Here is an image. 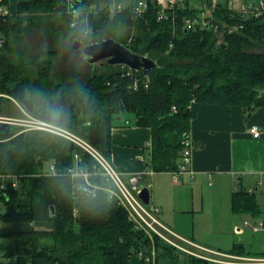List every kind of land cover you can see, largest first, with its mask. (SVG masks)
<instances>
[{"label": "trees", "instance_id": "obj_1", "mask_svg": "<svg viewBox=\"0 0 264 264\" xmlns=\"http://www.w3.org/2000/svg\"><path fill=\"white\" fill-rule=\"evenodd\" d=\"M123 1L73 0L65 5L61 0H26L19 2L17 13L0 15V31L5 35L14 27L15 17L63 12L69 30L88 43L102 41L119 26L132 25L139 34L122 42L158 62L156 69L130 74L127 66L108 64L110 71L93 72L85 79L73 68L72 79L58 82L49 58L54 52L37 54L32 68L21 71L4 53V40V49L0 46V114L5 101H15L33 117L86 140L96 131L95 147L111 160L114 118L134 113V124L151 129L146 167L173 172L180 167L183 140L190 139L191 121L197 115L193 103L239 105L245 118L264 106V13L244 17L215 6L206 16L210 27L197 24L187 29L186 19L201 17V11L190 8L187 0L166 8L162 18L158 0H146L147 8L140 14L134 10V0L119 12H110L113 2ZM40 95L48 96L43 104ZM75 166L100 167L91 154L64 136L0 122V176L6 184L0 237H20V255L31 257L30 264H128L133 254L152 259L154 249L153 264H210L205 257L183 253L158 234L150 237L137 228L125 207L105 189L104 178L91 177L99 187L90 191L83 177L72 175ZM11 174L17 175L16 186L7 177ZM36 201L44 205L45 217L52 224L49 229L4 232L3 223L33 222ZM231 206L236 214L264 217L256 190L235 189ZM42 237H52L54 243L42 246ZM228 253L245 256L247 250L243 243H235ZM260 253L254 256L264 257V250Z\"/></svg>", "mask_w": 264, "mask_h": 264}, {"label": "crops", "instance_id": "obj_2", "mask_svg": "<svg viewBox=\"0 0 264 264\" xmlns=\"http://www.w3.org/2000/svg\"><path fill=\"white\" fill-rule=\"evenodd\" d=\"M21 1L26 0H7V12L10 15L17 13L18 5ZM61 1L65 5L73 2V0ZM129 1L124 0L123 4L126 5ZM257 1L187 0V3L190 8L201 11L200 16L205 17L211 14L215 6L240 11L247 5ZM191 107L197 112L196 117L191 121L189 131L192 150L191 169L193 170V174H184H188L195 181L209 180L211 187L219 185L220 187L225 186L229 188L234 185L233 191L238 189L237 183H240L241 187L248 190L253 187L257 192L261 191V197H264V184L257 187V182L260 179L264 181V106L259 107L247 118L244 116L243 108L239 105L195 102ZM253 124H257L262 129V133L258 137H255L249 130ZM151 136V129L149 127L138 126L130 118L126 119L123 124L114 125L111 137V161L113 165L127 179L133 174H142L140 185L143 187L150 183L149 189L151 188L152 205L159 209L158 217L169 230L176 233L187 243L192 242L196 250L199 247L212 250L215 253L219 252L231 258L230 260H225L205 255L210 264H245L241 260L242 255L209 249V247L202 245L199 241L197 242L195 238L188 237L179 231L182 230L183 225H186V223H180L178 220H175L169 212L171 211L173 214H177L178 212L190 214V212L196 210L203 212L205 208L204 197L202 195L200 207L198 209L193 207L192 211L183 208L184 202L179 205L181 203L179 202V196L174 194L173 189L180 186L179 179L182 175L175 180L173 172H154L146 167L145 161L149 155L148 147L151 144ZM146 149H148L147 155ZM247 182L248 185L246 186ZM194 198L192 197V199ZM254 218L253 220L246 218L244 222L246 220L252 223H255L257 220L264 221V217ZM194 220L193 226L195 229L196 221ZM244 222L242 225L236 223L235 226H243ZM29 229L31 228H3L4 232ZM0 239L6 240L0 242V264L31 263V257L20 255L22 247L20 237L2 235ZM53 243L54 239L52 237H42L39 239V244L42 246H50ZM11 251L14 253L12 256L6 255L7 252ZM128 264L153 263L147 255L139 253L131 255Z\"/></svg>", "mask_w": 264, "mask_h": 264}, {"label": "rangeland", "instance_id": "obj_3", "mask_svg": "<svg viewBox=\"0 0 264 264\" xmlns=\"http://www.w3.org/2000/svg\"><path fill=\"white\" fill-rule=\"evenodd\" d=\"M73 12L77 14L80 11L73 10ZM84 12H87V10ZM13 23L14 27H12V29L4 33L5 35L2 33L3 40L7 41V46L4 49L6 44V41H4L1 47L4 49V53L8 56L9 60L19 68L18 70L23 71L27 68H32V59L34 56L42 54L45 51H50L54 52L49 58L52 59L54 64L53 77L55 81L66 82L72 79L73 68L78 69L83 75V79L93 72L103 73L110 71V67L106 61L103 63H90L86 59L82 49L73 48L75 39L82 40L83 44H88V42L86 39L80 38L74 31L69 30L68 22L63 12L54 14L34 13L32 15H27V17L23 19L15 17L13 18ZM138 34L139 30L136 27L132 25H122L107 34L105 38L114 37L119 41H131ZM218 36L219 40H221L222 34L219 33ZM44 58L45 56H43V59ZM38 100L40 104H43L48 100V96L40 95L38 96ZM0 115L6 117L11 122H17L22 128L36 125L34 117L15 101L14 103L5 101L4 112ZM129 118L134 121V113L125 112L118 114L114 118V125L123 124L126 119ZM147 154L148 149H146V155ZM121 176L125 182H128L125 176ZM182 176L183 178H181ZM182 176L179 179L180 186L173 189L175 192L174 194L179 196V202H181L179 205L184 202V209H189L191 211L193 207L198 209L201 205L200 203L203 195L205 208L203 212L196 210L190 212V214L181 212L173 214L170 211L169 213L175 220H178L180 223H186V225H183L182 230L179 231L188 237L195 238L197 242L199 241L202 245L209 247V249L216 251L221 250L227 253L232 251L235 243H243L247 253L242 257H262L254 255H260V252L264 250V230L256 232L252 230L251 227H245L242 233L235 232L236 223L242 225L244 219L253 220V217L247 214H236L232 211L231 199L234 185L229 188L225 186L220 187L219 185L211 187L209 180L195 181L188 176V174ZM182 181H184V183H182ZM247 185L248 182L246 186ZM241 186L240 183H237L238 188ZM260 192H258V196L264 206V197H261L262 195ZM192 197L195 198L192 199ZM148 205L153 206L152 199ZM193 219L196 221L195 229L193 226ZM50 225L52 226L51 222L46 219L44 214L43 203L41 201H36L35 219L33 222H6L2 224V228L49 229ZM165 233L179 244L182 243L184 246H190L191 250L195 252V254L187 253L161 237L165 242L173 245L177 250L183 253L195 256H198L196 254H204V256L210 255L225 260L231 259L219 252L215 253L212 250L196 247L200 251L199 252L195 249V246L187 243V241L183 239L180 240L174 233L169 231H165ZM149 236L153 237V235ZM4 241L6 240L0 239V242ZM152 259H155V249L152 253ZM152 259L151 261L153 262Z\"/></svg>", "mask_w": 264, "mask_h": 264}, {"label": "built area", "instance_id": "obj_4", "mask_svg": "<svg viewBox=\"0 0 264 264\" xmlns=\"http://www.w3.org/2000/svg\"><path fill=\"white\" fill-rule=\"evenodd\" d=\"M159 4L161 5V9L159 11L160 18L165 16L166 14V8L173 7L178 3V0H158ZM124 4L122 2H113V4L110 6V12L116 13L123 9ZM147 8V2L146 0H135L134 2V10L136 13L140 14ZM240 14L245 16L255 15L259 16L264 13V0H258L255 3H251L244 7L242 10L238 11ZM6 4L0 0V15L7 14ZM75 22L72 23L74 25ZM197 24H200L202 26H208L210 27V21L206 19L205 17H198V18H188L186 19V28H195ZM232 29V28H230ZM4 40L2 37V32L0 31V46L3 44ZM123 68L126 65H121ZM128 67V66H127ZM128 74L131 73L133 69L128 67ZM174 110H176V107H173ZM34 120H36L35 124L30 127H25L24 130L28 129H44L51 131L53 133L59 134L61 136H64L65 138L75 142L77 145H79L82 149L87 151L89 154L92 155V157L96 160L97 164L100 166L99 169L89 170L87 168L75 166L72 169V175L73 176H80L83 177L85 180V188L88 189L86 186H90L88 190L95 191L96 188L99 187L98 184H93L91 182V177L94 176H102L106 182L105 189L110 193L111 196H114L118 199L120 204H122L126 211L128 212L129 218L135 223V226L139 229H143L146 233L149 235L158 234L160 237L164 238L165 240L169 241L170 243L176 245L178 248L182 249L183 251L187 253H193L190 246H187L182 243H178L175 240H172L169 236H167L166 232H172L169 230L165 225L162 224L158 217L159 209L155 206H149L148 204H145L143 200L140 198V192L143 188V186L140 185V178L142 177V174H133L128 179V182H125L122 178V174L116 169V167L113 165L112 161L105 157L96 147L94 144L91 143V141L86 140L79 135L71 132L70 130L63 128L61 126L42 121L40 119H37L34 117ZM0 122L3 123H10L15 125H20L17 122H11L6 117L0 115ZM21 126V125H20ZM250 132L255 136L258 137L262 133V129L257 124H253L249 128ZM188 134L185 133L184 136H187ZM183 144H185L183 152H182V160L181 164L178 170L173 171L174 178L177 180L181 175L184 173H190L193 174V170L191 169V161H192V150H191V141L189 138H185L183 140ZM75 158L79 159V154H75ZM96 167V166H95ZM50 169L53 173H55V166L54 164L50 165ZM7 177L12 178L14 183L13 185L16 186V179L17 175L11 174ZM0 179L2 182L0 183V214L4 210L3 205V194H5V188L6 184L4 183L5 177H1ZM264 184V181L260 179L257 182V187ZM148 188L150 186V183L146 185ZM255 189L252 187L249 189V191H254ZM244 227H251L254 231H262L264 230V221L263 220H257L255 223L250 222L249 220H246L244 222L243 226H237L236 232H242ZM175 236H177L180 240V238L176 233H174ZM189 244L192 245V242H189ZM200 257H205L201 254H196ZM206 258V257H205ZM241 260L245 264H264V257H241Z\"/></svg>", "mask_w": 264, "mask_h": 264}, {"label": "water", "instance_id": "obj_5", "mask_svg": "<svg viewBox=\"0 0 264 264\" xmlns=\"http://www.w3.org/2000/svg\"><path fill=\"white\" fill-rule=\"evenodd\" d=\"M73 48L82 49L90 63L106 61L110 65H126L137 71H150L158 67V62L154 58L133 51L125 43L114 37L88 44H83L82 40L75 39ZM97 140L98 134L93 131L90 141L92 144H96ZM139 195L145 204L150 203L151 193L147 186L142 188Z\"/></svg>", "mask_w": 264, "mask_h": 264}]
</instances>
